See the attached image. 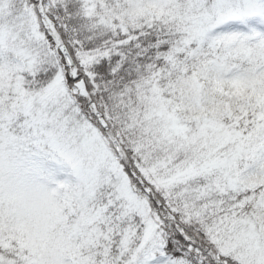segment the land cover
Returning <instances> with one entry per match:
<instances>
[{
    "label": "snow or ice",
    "instance_id": "1",
    "mask_svg": "<svg viewBox=\"0 0 264 264\" xmlns=\"http://www.w3.org/2000/svg\"><path fill=\"white\" fill-rule=\"evenodd\" d=\"M0 264H264V0H0Z\"/></svg>",
    "mask_w": 264,
    "mask_h": 264
}]
</instances>
